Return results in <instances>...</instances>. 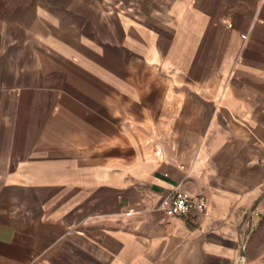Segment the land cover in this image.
I'll return each instance as SVG.
<instances>
[{
  "label": "crops",
  "instance_id": "1",
  "mask_svg": "<svg viewBox=\"0 0 264 264\" xmlns=\"http://www.w3.org/2000/svg\"><path fill=\"white\" fill-rule=\"evenodd\" d=\"M0 264H264V0H0Z\"/></svg>",
  "mask_w": 264,
  "mask_h": 264
},
{
  "label": "built area",
  "instance_id": "2",
  "mask_svg": "<svg viewBox=\"0 0 264 264\" xmlns=\"http://www.w3.org/2000/svg\"><path fill=\"white\" fill-rule=\"evenodd\" d=\"M207 203L204 194H185L176 185L165 194L157 208L169 216L191 215L198 219L207 213Z\"/></svg>",
  "mask_w": 264,
  "mask_h": 264
}]
</instances>
